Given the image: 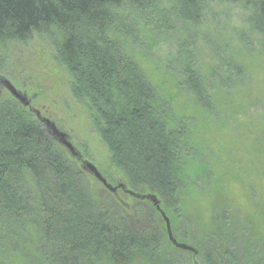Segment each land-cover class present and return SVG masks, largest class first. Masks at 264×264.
I'll return each instance as SVG.
<instances>
[{
    "label": "trees",
    "instance_id": "trees-1",
    "mask_svg": "<svg viewBox=\"0 0 264 264\" xmlns=\"http://www.w3.org/2000/svg\"><path fill=\"white\" fill-rule=\"evenodd\" d=\"M227 7L241 16L220 27ZM34 37L70 76L124 190L154 195L173 237L197 253L169 243L149 202L127 211L95 188L3 98L0 264H264V199L252 187L244 213L233 204L222 146L208 140L236 109L245 56L264 52V0H0V54ZM161 46L170 52L156 59ZM151 59L163 81L143 70Z\"/></svg>",
    "mask_w": 264,
    "mask_h": 264
},
{
    "label": "rangeland",
    "instance_id": "rangeland-1",
    "mask_svg": "<svg viewBox=\"0 0 264 264\" xmlns=\"http://www.w3.org/2000/svg\"><path fill=\"white\" fill-rule=\"evenodd\" d=\"M228 9L227 7L224 11L229 13ZM238 16L241 15L236 11L230 12L228 16L221 15L220 27L225 25V22L229 23L231 18L236 23L239 20ZM169 52L170 48L167 46H161L153 51L156 59L164 58ZM245 57L246 76L232 91L236 109L230 115L228 124L218 131L219 136L208 138L212 148L218 144L222 146L220 154L223 164L231 172L227 175V192L233 204L241 209L242 213L245 211L242 208L245 206L244 193H250L252 187L254 195L258 199H264V52L255 45L252 56ZM205 58L201 52L200 65L204 64ZM151 61L154 65L146 62L143 64V70L152 80L163 81L166 76L162 73L166 68L164 66L159 68L152 59ZM140 63L142 67V61ZM5 82L24 92L26 97L30 98V107L38 110L57 130L66 134L84 161L96 167L108 185L116 188L126 184L124 176L111 167L107 148L92 127L86 109L73 97L71 78L55 62L54 51L47 42L34 37L24 45H9L8 49L0 54V99L11 98L24 109L23 105L9 94L4 86ZM32 114L36 117L34 113ZM40 124L46 134L59 144L46 125ZM61 148L71 158L67 150ZM78 166L95 188L108 191L89 169L80 163ZM111 194L127 211L130 207L133 209L137 207L135 205L138 203L137 199L130 198L121 190ZM163 226L165 225L162 221ZM182 263L188 264L187 261Z\"/></svg>",
    "mask_w": 264,
    "mask_h": 264
},
{
    "label": "water",
    "instance_id": "water-1",
    "mask_svg": "<svg viewBox=\"0 0 264 264\" xmlns=\"http://www.w3.org/2000/svg\"><path fill=\"white\" fill-rule=\"evenodd\" d=\"M4 86L7 88L10 95L14 99H17L24 107H29V104H30L29 100L23 97L21 94H19L10 83L5 82ZM32 112L35 114L38 122L46 125L50 134L54 137V139L58 141L61 147H64L67 150V152L71 155V157H76L79 155L78 151L71 144L66 134L61 133L59 130H57L55 125L52 122H50L48 119L42 117L38 110L33 109ZM87 168L93 173L94 177L100 182V184H102L107 190L112 191V192L116 191V188H112L107 184L106 180L100 175L98 170L92 164H88ZM120 188L124 189V187L122 186H120ZM124 191L125 193H127L128 195H130L131 197L137 200L149 202L154 207L155 211L159 214L160 218L164 222L165 233H166L167 239L174 248H176L177 250L183 251V252L194 254V255L197 253L195 249H193L192 247L186 244L179 243L173 237L172 230L170 227V222L168 218L166 217L165 213L160 208V203L154 195H151V194L140 195V194H135L133 192L126 191V190Z\"/></svg>",
    "mask_w": 264,
    "mask_h": 264
},
{
    "label": "flooded vegetation",
    "instance_id": "flooded-vegetation-1",
    "mask_svg": "<svg viewBox=\"0 0 264 264\" xmlns=\"http://www.w3.org/2000/svg\"><path fill=\"white\" fill-rule=\"evenodd\" d=\"M8 91V90H7ZM19 94H21L23 97H25V98H27L26 97V94L24 93V92H22V91H19V90H16ZM9 92V91H8ZM10 94V93H9ZM28 99V98H27ZM30 99V98H29ZM28 99V100H29ZM30 102V101H29ZM30 105H31V103L29 104V107H24V108H26L28 111H30V112H32V110H33V108H31L30 107ZM33 113V112H32ZM78 163H80L81 165H83V166H85L86 168H87V165L88 164H90V163H87L86 161H84V158H83V156L81 155V153L79 152V155L78 156H76V157H73ZM88 169V168H87ZM119 189H117V191L118 190H121L122 188H120V186L118 187ZM116 191V192H117ZM122 191L124 192V189H122ZM115 192V193H116Z\"/></svg>",
    "mask_w": 264,
    "mask_h": 264
},
{
    "label": "bare ground",
    "instance_id": "bare-ground-1",
    "mask_svg": "<svg viewBox=\"0 0 264 264\" xmlns=\"http://www.w3.org/2000/svg\"><path fill=\"white\" fill-rule=\"evenodd\" d=\"M78 153H79V152H78ZM72 158H73V157H72ZM89 171H90V170H89ZM90 172H91V171H90ZM91 173H92V172H91ZM92 174H93V173H92ZM109 186H110V185H109ZM119 186L124 187V185H119ZM119 186H118V187H119ZM110 187H111V186H110ZM118 187H116V191H117V189H119ZM104 188H105V187H104ZM112 188H113V187H112ZM108 191H109V190H108ZM116 191H115V192H116ZM110 192H111V193H115V192H112V191H110ZM138 201H140V200H138Z\"/></svg>",
    "mask_w": 264,
    "mask_h": 264
}]
</instances>
